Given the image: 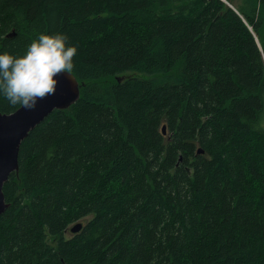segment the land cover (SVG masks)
<instances>
[{
	"label": "trees",
	"instance_id": "obj_1",
	"mask_svg": "<svg viewBox=\"0 0 264 264\" xmlns=\"http://www.w3.org/2000/svg\"><path fill=\"white\" fill-rule=\"evenodd\" d=\"M58 32L79 96L20 144L0 264H264V0H0V54Z\"/></svg>",
	"mask_w": 264,
	"mask_h": 264
},
{
	"label": "clouds",
	"instance_id": "obj_2",
	"mask_svg": "<svg viewBox=\"0 0 264 264\" xmlns=\"http://www.w3.org/2000/svg\"><path fill=\"white\" fill-rule=\"evenodd\" d=\"M77 46L61 33L40 34L22 56L0 54V95L12 106L34 109L38 101L56 94L58 79L74 69Z\"/></svg>",
	"mask_w": 264,
	"mask_h": 264
},
{
	"label": "water",
	"instance_id": "obj_3",
	"mask_svg": "<svg viewBox=\"0 0 264 264\" xmlns=\"http://www.w3.org/2000/svg\"><path fill=\"white\" fill-rule=\"evenodd\" d=\"M56 78L59 81L56 94L38 101L34 109L19 106L11 113H0V215L9 205L5 201L2 189L9 176L18 171V152L21 142L54 109L67 108L79 96V83L72 73L62 74ZM164 129L163 126V132ZM197 152L202 153V150L198 149ZM81 227L80 222L75 223L70 228V232L75 233Z\"/></svg>",
	"mask_w": 264,
	"mask_h": 264
},
{
	"label": "rangeland",
	"instance_id": "obj_4",
	"mask_svg": "<svg viewBox=\"0 0 264 264\" xmlns=\"http://www.w3.org/2000/svg\"><path fill=\"white\" fill-rule=\"evenodd\" d=\"M236 3H238V1L236 2ZM126 74H132V73H126ZM134 75H136V76H140V77H148L149 75L148 74H144V73H140V74H138V73H136V74H134ZM84 220H80V221H78V222H83ZM72 233L69 231V230H67L66 232H65V236L66 237H69L70 235H71Z\"/></svg>",
	"mask_w": 264,
	"mask_h": 264
}]
</instances>
